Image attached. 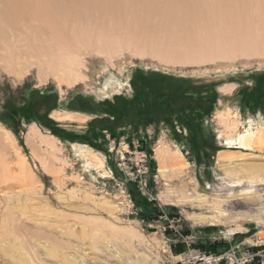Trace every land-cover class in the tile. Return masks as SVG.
Instances as JSON below:
<instances>
[{
    "label": "rangeland",
    "instance_id": "1",
    "mask_svg": "<svg viewBox=\"0 0 264 264\" xmlns=\"http://www.w3.org/2000/svg\"><path fill=\"white\" fill-rule=\"evenodd\" d=\"M93 54L87 59L84 80L72 87L52 79L41 84L35 71L18 80L0 68V123L15 137L18 153L36 179L31 194L19 178L15 194L0 193V199H10L18 216L26 199L32 198L31 224L41 229L47 223L55 239L47 249L31 245L40 254L38 261L32 252H13L19 264H182L189 248L201 251L196 248L201 244L219 247L208 255L242 245V252L254 256L252 264H262L264 186L256 178L264 175V144L257 143L264 134V108L253 112L244 99L264 75V57L181 67L127 50L111 58ZM160 77L172 81L170 90L179 84L200 88L191 91V97L214 96V107L210 113L186 111L161 122L131 112L109 114L107 105L129 104L136 86L149 82L160 86ZM229 86H234L232 92L224 93L222 88ZM42 99L50 100L42 116L61 135L26 114ZM56 114L75 118L57 120ZM196 118L206 139L199 149L189 143L184 124ZM94 122L103 124L92 128ZM33 125L55 147L43 144L32 149L26 135ZM245 134L252 135L247 147L240 142ZM159 152L170 156L165 164ZM242 156L247 161L240 163ZM178 161L186 166L184 172L178 170ZM253 163L262 165L263 171L253 172ZM243 197L262 200L259 216L257 211V217L247 213L246 204H238L236 210L228 207ZM183 200L190 205L178 206ZM218 203L228 218L237 219L234 223L193 220L218 216L213 209ZM2 213L1 209L0 224ZM179 244L185 248L176 252ZM0 264L13 263L0 254Z\"/></svg>",
    "mask_w": 264,
    "mask_h": 264
},
{
    "label": "bare ground",
    "instance_id": "2",
    "mask_svg": "<svg viewBox=\"0 0 264 264\" xmlns=\"http://www.w3.org/2000/svg\"><path fill=\"white\" fill-rule=\"evenodd\" d=\"M124 50L181 67L264 57V0H0V68L18 80L35 71L41 84L52 79L59 86L72 87L84 80L91 53L111 58L119 57ZM233 88L224 87L222 91L229 94ZM55 118L75 117L56 114ZM26 136L32 149L43 144L55 147V142L35 125ZM251 136H242L241 144L247 147ZM257 143L264 144V134ZM18 151L15 137L0 123V193L6 197L15 194L19 178L30 194L36 183ZM158 157L162 164L170 158L163 152ZM239 159L240 163L247 161L245 156ZM254 163L253 172H262V165ZM177 167L186 170L181 161ZM256 180L264 186V175ZM237 201L228 203V207L236 210L238 204H246L252 217L262 209L258 197ZM32 202V198L26 199L17 216L10 199H0V254L13 264L21 262L13 252H32L38 261L40 254L31 245L47 249L46 245L55 240L47 223L41 229L31 224L35 211ZM177 204L183 207L190 202ZM221 207L222 203L213 207L218 211L216 217L192 219L204 224L234 223L237 219L228 218ZM42 208L48 221L47 209Z\"/></svg>",
    "mask_w": 264,
    "mask_h": 264
},
{
    "label": "trees",
    "instance_id": "3",
    "mask_svg": "<svg viewBox=\"0 0 264 264\" xmlns=\"http://www.w3.org/2000/svg\"><path fill=\"white\" fill-rule=\"evenodd\" d=\"M157 82H159L160 86L157 85L156 82L146 83L145 85L147 86H144L143 88L136 86L134 101L129 104L119 103L116 106L107 105L109 114L112 116H119L124 113L127 114L131 112L134 113V115L151 118L152 122H161L168 120L172 116L174 117L176 114H181L186 111H190L192 113H197L199 111L210 113L216 103V98L211 95H209L206 99H193L190 92L200 88L192 86L186 87L179 84L170 90L169 87H167L168 84L172 82L170 79L160 77ZM162 84H165L166 87ZM145 89H147L149 93H146ZM148 95H150L149 98L151 99H147ZM49 101V99H42L34 102L30 109L26 111V114L30 118L33 117L38 120L43 127L47 128L55 135H61L62 132L58 128H55L51 121L45 120V117L42 116V111L46 109ZM244 103L253 112L264 108V75L257 78L255 88L250 93L245 95ZM95 124H103V122H94V124H91V127L93 128V125ZM184 124L189 133V143H191L195 149L204 148L206 139L201 129L200 118H196L195 120H184ZM184 248V246L179 244L175 248V251L180 252L183 251ZM196 248L206 253H217L216 250L219 247L216 245L201 244L196 246ZM223 251H219L218 253Z\"/></svg>",
    "mask_w": 264,
    "mask_h": 264
},
{
    "label": "built area",
    "instance_id": "4",
    "mask_svg": "<svg viewBox=\"0 0 264 264\" xmlns=\"http://www.w3.org/2000/svg\"><path fill=\"white\" fill-rule=\"evenodd\" d=\"M242 250L243 246L237 245L231 246L227 253L208 255V253L189 248L182 264H252L254 256L250 252H242ZM259 257L263 259L262 264H264V254Z\"/></svg>",
    "mask_w": 264,
    "mask_h": 264
}]
</instances>
